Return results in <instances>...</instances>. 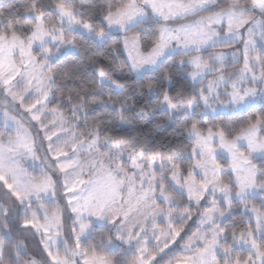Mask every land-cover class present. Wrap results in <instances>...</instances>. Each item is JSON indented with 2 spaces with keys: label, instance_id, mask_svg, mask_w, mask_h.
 Instances as JSON below:
<instances>
[{
  "label": "snow or ice",
  "instance_id": "1",
  "mask_svg": "<svg viewBox=\"0 0 264 264\" xmlns=\"http://www.w3.org/2000/svg\"><path fill=\"white\" fill-rule=\"evenodd\" d=\"M0 264H264V0H0Z\"/></svg>",
  "mask_w": 264,
  "mask_h": 264
}]
</instances>
